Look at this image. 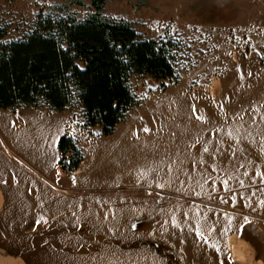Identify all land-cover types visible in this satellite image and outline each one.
<instances>
[{
	"label": "rangeland",
	"instance_id": "obj_1",
	"mask_svg": "<svg viewBox=\"0 0 264 264\" xmlns=\"http://www.w3.org/2000/svg\"><path fill=\"white\" fill-rule=\"evenodd\" d=\"M98 5L0 0V40L98 12L170 41L174 76L132 74L138 102L108 134L76 104L0 108L3 245L28 264H264V0Z\"/></svg>",
	"mask_w": 264,
	"mask_h": 264
},
{
	"label": "trees",
	"instance_id": "obj_2",
	"mask_svg": "<svg viewBox=\"0 0 264 264\" xmlns=\"http://www.w3.org/2000/svg\"><path fill=\"white\" fill-rule=\"evenodd\" d=\"M92 2L99 6L103 0ZM5 34L0 29V38ZM172 50L170 41L144 38L129 21L98 12L81 19L37 16L21 38L0 40V108L45 105L59 110L76 104L86 127L98 126L108 134L138 102L130 76L171 79ZM67 148L74 155L66 166L74 169L79 151L62 135L60 154Z\"/></svg>",
	"mask_w": 264,
	"mask_h": 264
},
{
	"label": "crops",
	"instance_id": "obj_3",
	"mask_svg": "<svg viewBox=\"0 0 264 264\" xmlns=\"http://www.w3.org/2000/svg\"><path fill=\"white\" fill-rule=\"evenodd\" d=\"M5 212H6V204H5V200L3 198V195L1 193V189H0V219L3 218V215L6 214ZM3 234H5V233L3 232L2 228L0 227V264H21V263L28 264L23 258L20 257V254L15 253L11 249V247L3 245L4 241H6L5 235H3ZM244 239L251 244L250 240H248L246 238H244ZM7 240H9V242H11L10 239L7 238ZM229 241H230V236L227 238V244H228L229 250H230ZM253 249H254V253H255V248H253ZM236 250L237 249L234 250L235 254H233V251H232V254H233V256L235 255V259L237 258V260L239 261V259H241L240 258L241 256H240L239 252ZM231 257H232V255H231Z\"/></svg>",
	"mask_w": 264,
	"mask_h": 264
},
{
	"label": "flooded vegetation",
	"instance_id": "obj_4",
	"mask_svg": "<svg viewBox=\"0 0 264 264\" xmlns=\"http://www.w3.org/2000/svg\"><path fill=\"white\" fill-rule=\"evenodd\" d=\"M226 248H227V253H228V256H229V257H231V253H230L229 246H228V244H227V243H226ZM229 257H228V258H229Z\"/></svg>",
	"mask_w": 264,
	"mask_h": 264
}]
</instances>
